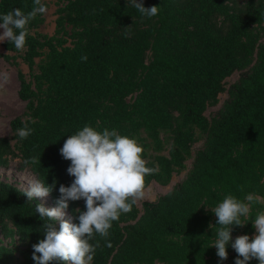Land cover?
I'll return each mask as SVG.
<instances>
[{
    "label": "trees",
    "instance_id": "1",
    "mask_svg": "<svg viewBox=\"0 0 264 264\" xmlns=\"http://www.w3.org/2000/svg\"><path fill=\"white\" fill-rule=\"evenodd\" d=\"M138 2L160 7L158 15L141 14L133 0H56L53 35L39 32L46 19L38 14L22 50L4 42L27 66L29 79L18 72L27 106L11 122V137H0V169L19 159L21 170L56 186L45 204L0 180V264H35L33 245L44 239V223L59 230L35 205L58 206L60 185L74 180L60 149L86 125L138 140L147 166L156 169L146 189L169 186L192 160L170 192L133 205L108 237L94 235L90 242L99 246L92 264H235L231 244L227 260L212 247L218 227L212 210L229 194L259 198L241 218L245 226H234L233 242L256 235L252 222L264 212V0ZM33 7L34 0H0V15ZM0 59L19 65L10 55ZM235 73L238 81L226 89ZM225 92L220 111L208 117ZM25 126L33 131L21 139L17 130ZM77 209L86 211L84 200L69 201L66 213L76 224Z\"/></svg>",
    "mask_w": 264,
    "mask_h": 264
},
{
    "label": "clouds",
    "instance_id": "2",
    "mask_svg": "<svg viewBox=\"0 0 264 264\" xmlns=\"http://www.w3.org/2000/svg\"><path fill=\"white\" fill-rule=\"evenodd\" d=\"M133 6L149 18L160 11V7L146 8L138 0H133ZM47 11L41 0H34L33 9L27 14L14 9L0 15V29H3L0 41H8L17 50H22L29 35L27 26L30 21ZM81 60L86 62L87 56L82 55ZM32 131L25 126L17 130V135L26 139ZM144 153L145 149L137 139L120 135L116 130L105 128L98 131L86 125L68 136L60 154L71 161L67 172L74 180L70 186L60 185L57 207L35 205L42 220L58 221L60 225L57 230L56 223H44V239L33 245L35 264H92L99 246L98 242L95 245L90 242L94 235L108 237L113 222L118 221L121 214L130 212L133 205L145 197L146 177L156 169L147 166ZM31 162L41 163V158H32ZM55 186L56 181L49 186L32 180L24 187L23 195L29 201L45 198ZM79 200L85 201L86 211L76 210L79 220L76 224L65 217L69 201ZM258 200L252 193L247 194L244 200L229 194L212 210L218 225L212 247L217 249L216 254L221 260L228 259V246L231 244L238 254L235 264H250L253 259L264 264V212L258 213L252 222L256 231L254 237L241 235L234 242L232 237L234 226H245L241 218L248 217L252 203ZM107 246L111 247V243Z\"/></svg>",
    "mask_w": 264,
    "mask_h": 264
},
{
    "label": "rangeland",
    "instance_id": "3",
    "mask_svg": "<svg viewBox=\"0 0 264 264\" xmlns=\"http://www.w3.org/2000/svg\"><path fill=\"white\" fill-rule=\"evenodd\" d=\"M48 11L44 13L46 22L39 29V32L47 35H53L55 31L56 21V0H46ZM3 29H0V35H2ZM3 41H0V53L10 55L14 57L18 62V66H13L6 62L4 59H0V137H11V122L17 117L22 116L26 111L27 102L23 101L19 97L20 81L18 72L21 70L29 79V70L23 61L19 58L18 54L8 53L3 48ZM39 60H37L38 63ZM240 73H235L231 77L225 80L226 89H229L231 85L238 81ZM228 99L227 92L219 96V104L215 107H211L207 110L206 115L212 117L222 108L225 101ZM204 145L203 141L198 142L194 146V153L201 149ZM20 160L15 159L9 169H0V180H4L10 183L16 184L19 188L24 190V187L28 182L36 180L35 176L28 170L20 169ZM188 170L181 174L175 175L173 181L169 186H160L153 183L145 190V197L137 202L139 208L142 207L143 202H154L160 196L167 194L172 188L180 183L188 171L191 169L192 160L187 162ZM43 203L48 204V197L41 198ZM53 208V207H51ZM69 215L66 213V219Z\"/></svg>",
    "mask_w": 264,
    "mask_h": 264
}]
</instances>
